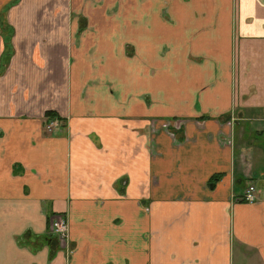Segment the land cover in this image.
<instances>
[{"label": "crops", "instance_id": "obj_1", "mask_svg": "<svg viewBox=\"0 0 264 264\" xmlns=\"http://www.w3.org/2000/svg\"><path fill=\"white\" fill-rule=\"evenodd\" d=\"M250 183L264 0H0V264H264Z\"/></svg>", "mask_w": 264, "mask_h": 264}, {"label": "built area", "instance_id": "obj_2", "mask_svg": "<svg viewBox=\"0 0 264 264\" xmlns=\"http://www.w3.org/2000/svg\"><path fill=\"white\" fill-rule=\"evenodd\" d=\"M264 199V191L259 189L254 183H250L244 193L240 196L239 201L248 204L256 203ZM51 233L56 236L60 241L68 239V223L63 218H52L51 220Z\"/></svg>", "mask_w": 264, "mask_h": 264}]
</instances>
